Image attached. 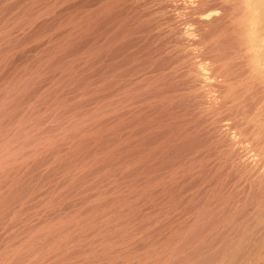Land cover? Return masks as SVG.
<instances>
[{
  "label": "bare ground",
  "instance_id": "obj_1",
  "mask_svg": "<svg viewBox=\"0 0 264 264\" xmlns=\"http://www.w3.org/2000/svg\"><path fill=\"white\" fill-rule=\"evenodd\" d=\"M64 1L55 0L59 5ZM112 2L106 3L111 5ZM116 2L117 0L115 4ZM99 9L96 13L100 11ZM116 9L114 5V9L108 8L110 12L103 13L104 16L99 14L100 16L97 17L100 18L96 17L97 21L93 19L90 22L84 17L90 11L85 12V15L83 14L85 19L83 17L81 19L86 20V23L82 22L83 25H78H80L79 29L83 28L82 30L86 31V34L85 32L83 34L88 35L87 37L84 35L82 36L85 38L78 37L82 33L79 31L77 34V29H75L76 32L74 31L77 25L74 28L71 27L77 34L75 37L64 32L62 34L64 41L59 38L57 42H53V46L47 52H44V55H41L42 57H37L38 59L30 65L23 64L25 67L19 66L20 68L9 73L7 78L1 75L5 74L8 62L12 61L9 57L14 46H7V43H4L6 48H1L3 50L0 52V169L3 170L0 172V177L5 174L7 179H3L4 183L0 184V220L11 213L16 202L30 198L23 189H26L24 186L30 182L29 176L32 170L38 165L40 167L48 156H52L50 153L53 154L56 150L63 148L67 150L69 158L62 157L55 159L56 162L55 160L54 162L59 167L68 164L76 169V174L69 182H60L61 185L56 189L59 191L53 194L48 203L49 208L55 209V205L58 207L57 204L68 201L73 202V208L79 202L82 205L92 204L88 205L89 208H85V211H83L84 208L82 211H75L77 209L75 208L70 210L71 213L60 214L59 212L58 215L54 213L56 216L46 217L39 222L35 231L32 227L29 230L25 229L19 235L17 233V237L8 239L7 243L4 242L6 245L3 244L5 249L2 248L3 251H0V264H264V204H261L262 206L253 214L251 211L252 216H249L250 219L247 222L242 221L243 223L238 224L239 218L244 217L243 215L247 212L246 207L244 209L242 205L247 200L250 202L254 195L251 194L253 196L248 197L245 188H241L239 184L235 185L236 188L233 187L234 176L232 177L230 175L232 173L229 174L227 171L230 168L226 169L228 165H216L215 169L212 168L213 161L211 160L213 164L210 165L205 160L211 157L210 152L200 155L201 157L195 155L192 159L190 158L194 154L193 150L203 144L197 134L200 123L196 117L190 118V114L186 113L189 117L185 118L187 116L183 113L185 111L181 108V111L173 109L175 97L171 98L173 95L170 96V84L163 79L147 80L145 78L146 81L144 80L145 82L140 86L121 82L128 70L125 68L126 65L131 64V59L134 60L133 57L128 59L123 54L121 56L122 48L129 44L132 36L135 34L137 36L146 29L138 25L136 19L128 18L130 12H127L128 17L126 13L123 14L126 9H122L123 13L120 9L114 11ZM40 10L37 11L40 12ZM78 13L80 12H76L77 15ZM70 14L73 15L71 12ZM213 14L210 15L214 17ZM65 18L67 17L65 16L62 20L69 22ZM71 18L70 21H72ZM81 19H79L80 23ZM17 22L15 24L18 25ZM53 22L54 20L50 23ZM50 23L47 25L50 26ZM57 23L60 25L59 22H56V25ZM42 25L37 27L38 32L34 29L36 32L28 33L29 39L30 36L37 39L44 34L42 31L46 30L44 28L46 25L43 30ZM52 28L55 31L57 27L52 26ZM49 31L52 30L49 29ZM71 31L70 29V33ZM2 35L0 44L10 38L8 33ZM89 35L95 38L90 39ZM16 47L18 45L15 49ZM56 49H59L57 52L59 54H56V57L52 55L54 58L49 60ZM3 52L5 55L2 54ZM46 59L49 60L47 63H45ZM7 69V71H13ZM141 92L148 96L151 92H156L161 94L162 98L159 97L158 100V95L152 94L157 95L158 101H152L153 98L150 99V96L147 98L150 99L148 100L150 103L140 106L135 95L143 96ZM142 96L141 98L144 97ZM135 101L139 106H134ZM185 107L186 105L183 109ZM173 119L177 123L174 121L172 123ZM41 151L42 155H40ZM192 151L193 154H191ZM45 154L47 157H42ZM35 155L39 158H30ZM28 156L32 162H23L24 157L27 160ZM53 176L50 174L46 180H40L45 184L52 183L56 179V175ZM93 178L98 182L90 183L93 182L91 181L94 180ZM42 184L39 185L42 186ZM204 184L208 185L207 189ZM203 185L207 191L201 189ZM79 188L83 192L92 190V194L78 201H74L76 199H72L73 196L68 197L73 193V195L77 194L75 190ZM237 188H241L243 192H235ZM32 194L30 196H33ZM149 197H154L155 203L140 207V201L143 202L142 199L147 200ZM255 199L256 197L253 200ZM256 206H260L259 203ZM253 208L255 209V206ZM127 216L130 219H126ZM174 219L181 220L176 227L174 226L175 228L172 226L175 224ZM81 237L92 239L84 241L85 238L79 239ZM38 238L39 241L40 238L42 239L41 244L39 243L41 246L35 247L32 245V240H38ZM80 240L83 243H78ZM64 248H70L71 251L67 249L66 253ZM63 249L64 254L62 252L61 255L58 254L59 257H52L53 252H60ZM42 251L45 252L42 255L39 254ZM38 254V258L31 260Z\"/></svg>",
  "mask_w": 264,
  "mask_h": 264
},
{
  "label": "rangeland",
  "instance_id": "obj_2",
  "mask_svg": "<svg viewBox=\"0 0 264 264\" xmlns=\"http://www.w3.org/2000/svg\"><path fill=\"white\" fill-rule=\"evenodd\" d=\"M65 1H66V3H65ZM65 1L61 2L59 5V3L56 4L55 0H11V1L10 0H0V30H1L0 31L1 32L0 37L3 36L2 35L3 33H5V34L8 33V34H10L9 39H11V40L8 39V40H6L7 42L4 41L3 44H0V52H2V50L6 48V45L4 43H7V46L13 45L14 46L13 50L15 49V46L18 45V47H16V49L14 51L12 50L10 52L11 55L9 54L10 55L9 60L10 61L12 60V61L8 62L9 67L7 66V68L12 69L13 71H10V70L7 71L8 69L6 68L5 74L3 73V75H1V71H0V75L3 78H7L10 75L9 73L18 70L21 66H23V64L25 65V63H26L25 66L30 65V63L32 64L38 58L42 57L41 55H44L45 54L44 52H47L51 48V46H53L52 44L57 42L59 40V38L62 39V34L64 32H66L65 34H67V33L72 34L71 36L75 37L77 34H79V31H81L82 34L80 33L81 35L80 36L78 35V37L82 38L83 37L82 35L86 34V31L82 30L83 28L79 29L80 25H78V24L83 25L82 22L85 24L86 20L87 21L89 20L88 22H90V20L93 21V19L97 21L100 18V17L98 18L97 16L99 14L103 15V13L108 12L109 11L108 8L110 9V7H111L114 9V5H115V8L117 7V9H120L122 11V13H123V10L126 9V11H124L123 14L126 13L127 17L130 15L131 17L130 16L128 17L130 19H134V20L136 19L135 21L137 22V24L138 25L140 24V26L145 28L146 30L143 31L142 33L141 32L138 33L137 36L135 34L134 35L135 37L132 36L133 38L129 41L130 45L129 44L125 45L126 47L124 46L122 48L123 50L121 51L120 55L122 56V54H123V56H126L127 58L133 57L135 61L133 59H131L130 60L131 64L129 63L126 65L125 68H126V70L127 69L128 70H127L125 77L121 80V82L123 81V83H128L129 85L133 84V86H140L146 81V79L151 80V79L155 78V79H163V81L170 84V96L173 95V97H171L173 99L175 97L174 104L172 105L173 109L175 108V111H181V109H182V111H185L183 113H185V114L187 113L188 115L190 114L189 115L190 118L193 117L195 119V117H196V120L200 123V125L198 127L199 128L198 131L201 133H199L197 131V134L199 135V138L203 144H202V146H199L200 148L198 147V148L193 150L194 154H193V151L191 152V154H193V155H191L190 158L192 159L193 157H195V155L198 157H201L200 155L206 154L207 152H210L211 157L210 158L207 157L209 160H207V158L205 160L207 163H210V165L214 163V165H211L212 168L215 169L216 165H218V166L228 165V166H226V169H228L229 167L230 168L227 171L229 172V174L232 173V174H230V175H232V177L234 176V181H233L234 185L232 184L233 187L236 188L235 185L237 186L239 184L238 186H240L243 189L245 188V190L248 194V197L253 196V195H254L253 199L256 197L255 201L253 199L250 202L247 200L245 204L243 203L246 206L242 205V208L245 209V207H246L245 210L247 211L246 213L248 214V216L245 213L243 215L244 217L239 218V220L237 222H238V224H241L243 222H247L250 219V217L252 216V214L256 211V209L261 207L262 206L261 204H264V164H262L264 162V71H263L264 70V14H263L264 13V0H128V1L127 0H117L116 4H115L116 0H110V2L113 1L111 3V5H109L110 4L109 0H65ZM105 1L109 4H107ZM118 2L120 3L119 5H118ZM105 3L107 4L106 6H105ZM22 4H24V5H22ZM53 5H55V6L57 5V6L55 7ZM108 5L110 7H108ZM41 6H43L44 9ZM36 7H37V9H36ZM40 7H41V10H40ZM100 7L102 8L101 9L102 11L99 9ZM38 9L40 10L41 13L39 11H37ZM48 9H51V10H48ZM98 9L101 11V13H99L100 11H98L97 12L98 14H97L96 10H98ZM117 9L114 11H117ZM53 10H55L56 12ZM120 10H118V12ZM74 11L80 12V13H78V15H77L76 12H74ZM35 12H36V14H35ZM46 12H47V14H46ZM70 12L73 15H71ZM85 12H89V13H93V14L91 15L89 13L88 14L86 13V15L87 16L89 15V16L88 17L84 16L85 18H88V19L84 20L85 21L84 22L82 20L85 19L83 17V14L85 15ZM127 12H130V14L128 15ZM213 13H216L217 15L213 14ZM75 14H76V17L79 19H81L83 17V19H81V23H80L79 19L76 21L77 18L75 17ZM210 14L211 15L213 14L214 17L211 16ZM30 15L32 16L31 18H30ZM69 15H70V17H69ZM18 16H19V18H18ZM21 16H22V18H21ZM28 16H29V18H28ZM65 16L67 17L65 19L69 20L70 23L66 20H65L66 22H64V20H62V19H64ZM71 16H72V18H71ZM79 16H81V17H79ZM90 16H94L95 18L94 17L91 18ZM207 16H210L211 18H209ZM96 17L98 19H96ZM237 17H238V19H237ZM55 18H57V19H55ZM70 18L72 19V21H70ZM102 18L103 17L101 16V19ZM14 19L19 21V22L15 21ZM45 19H47V20H45ZM74 19H75V21H74ZM22 20H25L26 22L28 20L29 21L27 23H25V21H22ZM53 20H54V22L50 23ZM60 20H62V21H60ZM206 20H207V22H206ZM11 21H13V22H11ZM21 21L24 22L23 25H22ZM8 22H9V24H8ZM16 22L18 23V25L15 24ZM56 22H59L60 25H58V23H57V25H58L57 26ZM61 22H62V24H61ZM76 22H77V24H73ZM19 23H20V25H19ZM49 23L51 24L50 26H48ZM40 24L41 25L44 24V25H42V30L44 28H46L45 31H42V32H44V34L42 36H39V38L37 37V39H36V37L33 38V36H30L31 37L30 38L31 40H30L28 37L30 34L28 35V33L36 32L34 29H37L38 26H41ZM53 24H55V25H53ZM69 24L70 25L72 24V26H70ZM217 24H219V25H217ZM45 25L48 26V28L50 27L49 29L52 31H49V29ZM66 25H67V27H66ZM76 25H77V27H76ZM4 26H5V28H4ZM52 26L57 27V28H55V31L53 28L51 29ZM17 27H19V28L17 29ZM71 27H73V28L76 27V28H74V31H75V29H77L76 30L77 34H75L76 31L73 32V28H71ZM221 27H222V29H221ZM70 29L72 30L71 33H70ZM7 30H8V32H7ZM37 32H38V29H37ZM47 33H49L50 35ZM84 36L87 37L88 35H84ZM90 36L91 35H89L88 38H90ZM22 37L23 38L25 37V39H22ZM85 37H83V38H85ZM92 38H95V37L91 36L90 39H92ZM21 40H23V41H21ZM24 40L28 43L24 42ZM62 40L64 41L65 39H62ZM8 41H10L9 44H8ZM17 41H19L20 43ZM12 42H13V44H12ZM3 45H5V46L2 47ZM26 46H28V47H26ZM1 48H3V49H1ZM155 48H157V49H155ZM152 50H153V52H152ZM155 51L157 54L155 53ZM4 52L2 54L5 55L6 52L5 53ZM57 52H59V49H56L51 54L50 59L49 58L48 59L51 60V58H54L53 56L56 57L57 56L56 54H59ZM141 53H142V55H141ZM48 59H46L47 61H45V63H47L49 61ZM128 59H130V58H128ZM27 62H29V63L27 64ZM103 65L104 64H102V66ZM25 66H23V67H25ZM230 68H231V70H230ZM168 69H169V71H168ZM6 74H8V75H6ZM125 78H127V79H125ZM166 79H168V81ZM206 86H208V87H206ZM209 86H211L212 88ZM184 89H186V90L184 91ZM141 93H143V92H141ZM155 93L151 92V95H150L151 98H150V96H148L147 94H144V93H143L144 97L141 94V96L143 98H141L140 95H135V99L139 100V101H137V100L136 101L140 106H142L146 103L147 104L150 103L149 101L152 98L154 99V100L152 99V101H158L159 97L162 98L161 94L156 93L158 95V100H157V98H156L157 95L153 96V95H155ZM221 93H223V94H221ZM201 94H202V96H201ZM146 96H148V97H146ZM147 98H150V99H147ZM136 101H135L134 106H136V105L139 106L136 103ZM140 101H142L143 104ZM180 101H182V102H180ZM226 103H228V104H226ZM180 104H181V106H180ZM174 105H176V106L174 107ZM185 105H186V107H185L186 109L184 108L185 109L184 110L183 107ZM189 111H190V113H189ZM215 113H216V115H214ZM188 115L185 118L189 117ZM205 115H207V116H205ZM174 120L175 119L172 120V123ZM174 123H177V122L174 121ZM201 126H202V128H200ZM229 127H231V128H229ZM207 134H208V137H206ZM217 137H219V138H217ZM220 146H221V148H220ZM238 148H239V150H238ZM242 150H243V152H242ZM42 151H44V150H42ZM42 151L40 152V155H42ZM225 151H227V152H225ZM46 154L49 155V153H46ZM46 154L42 157H47ZM50 155H52V156H48V159L46 158L47 160L44 163H42L40 165V167H38L39 166L38 165L37 168L32 170V173L30 172L31 173V175L29 176L30 182L24 186V187H26V189L25 188L23 189V191H25L27 194H29L30 198L29 199L27 198L25 201H22V202H18V203L16 202V204L13 205L14 207H12V209L10 211L11 213L7 214L5 216V218L3 217L4 220H3V218H1V220H0L1 221V223H0V247H1L0 251L2 250V248H3V250L5 249L4 245H6V243L9 241L8 239L12 240L13 239L12 237H14V238L17 237V235L24 232L25 229L29 230V228L33 227L34 228L33 230L35 231V228L38 227L39 222L46 219V217L48 218V217L54 215V213L57 215L59 214V212H60V214H63L64 212L71 213L72 211H70V210H74L75 208H77V209H75V211H77V210L82 211L83 210L82 208H84L83 211H85V208L87 209V208H89V206H91L90 204H92V203H90V204L87 203L85 205L84 204L82 205V203L79 202L81 205H78L79 204L78 203L77 206L74 205L75 207L73 208V204H72L73 202L70 201L71 202L70 203L68 201L66 203L63 202L62 204L61 203L57 204L58 207L55 205V207H54L55 209L49 208L48 203H49L50 199L59 191V189L58 190H56V189L61 185L62 182L63 183L69 182L73 178V176H75L74 174H76V171H75L76 169L68 166V164H67V166L64 165L62 167H59L55 163L56 160L59 158L61 159L62 157L65 158L66 156L67 157L70 156L68 154L67 150L65 151L64 148L61 150H56L55 153H53V154L50 153ZM214 156H215V158H214ZM32 157L33 158L35 157V159H36V157L39 158V156H36V155L30 156V158H32ZM229 157H231V158H229ZM26 158H27V160L24 157L25 161L24 160H22V161L23 162H28V161L32 162L31 161L32 159H30L29 156ZM54 160H55V162H54ZM211 160L213 161V163L211 162ZM33 161H34V159H33ZM47 161H48V163H47ZM63 167H64V169H63ZM68 167H70V168H68ZM236 167H237V169H236ZM71 168H73L74 171H73V169L71 170ZM230 169H232V170H230ZM1 170H3V169H0V172H2ZM119 170H121V169H119ZM56 171H58V172H56ZM50 174L52 176L56 175L55 176L56 179L54 178L56 181L55 180H54L55 182L53 181L55 183V185L53 184V182L52 183L47 182V184H50V185H47V184H45V182L44 183L42 182V181L46 180V178H48V176H50ZM2 176H3V178H2ZM2 176L0 177V184H3L4 180L7 179V176L5 174H3ZM93 179L94 180H91L93 182H90V183L98 182L97 179H95V178H93ZM42 183L45 185H43ZM39 184H42V186H45V187H42ZM204 185H205V189H207L208 185H206V184H204ZM204 185L201 189H203L204 191H207L204 189ZM37 186L39 188H37ZM41 187H42V189H41ZM241 188H237L236 191L235 190L234 191L237 193H239V192L241 193V192H243L241 190ZM238 189L241 191H239ZM89 191L90 190L83 192L79 188V189L75 190V193L77 192V194L73 195L74 194L73 193L72 195H69L68 197L73 196L72 199L73 198L76 199L74 201L82 200L86 196L92 194V190L90 192ZM31 193H33L32 194L33 196H30ZM251 194H253V195H251ZM258 194H260V195H258ZM142 200H143V202L140 201V207H142V208H143V206L147 207L149 205H153L156 201V200H154V197H149L147 200L146 199H142ZM261 201H262V203H260ZM251 202H252V204H251ZM253 202L255 203V205H254L255 209L253 208L254 207ZM256 202L259 203L260 206H256L257 205ZM46 204H47V206H46ZM66 205H68V207ZM69 206H71V207L69 208ZM249 206H250V208H249ZM42 207H44V209ZM64 207H66V208H64ZM247 208L250 212L247 210ZM65 209H67L70 212L66 211ZM12 210H13V212H12ZM45 210H46V212H45ZM134 210H136V209H134ZM251 211H252V214H251ZM132 212H133V210L131 211V213ZM131 213L129 215L130 217H131ZM54 216H56V215H54ZM129 216H127L126 219L127 218L130 219ZM178 220L174 219L173 223H175L176 225L175 224L172 225V223H171V225L173 227L174 226L176 227L177 223L181 221L180 219H178ZM261 228H262V226H261ZM84 238L81 237L79 239H84V241H87V239L89 240L91 237L90 238L84 237ZM32 241H33L32 245H35V247L41 246L40 245L41 244L40 241H42L41 238H40V241H39V238H38V240L34 239ZM4 242H6V243H4ZM34 242L36 244H34ZM78 243L81 244L83 242L80 240V241H78ZM37 245H39V246H37ZM64 249H66V251ZM64 249L62 251H60L61 253L57 252V251H56L57 253L53 252V254L56 253L57 255L56 254L53 255L52 253H50V254H52V257H55V256H58V254L61 255L62 252H63V254L65 252L67 253L68 252L67 249H69V251H71L70 248H64ZM43 252H45V251H42L39 254L42 255ZM46 253H44V254H46ZM39 254L36 256H33L32 258L30 257L31 260H35V257L38 258ZM52 257H50V258H52Z\"/></svg>",
  "mask_w": 264,
  "mask_h": 264
}]
</instances>
